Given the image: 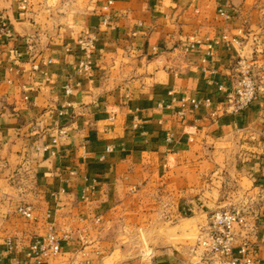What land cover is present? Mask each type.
Masks as SVG:
<instances>
[{"label": "crops", "instance_id": "0c3cea01", "mask_svg": "<svg viewBox=\"0 0 264 264\" xmlns=\"http://www.w3.org/2000/svg\"><path fill=\"white\" fill-rule=\"evenodd\" d=\"M240 57L258 95L233 113ZM221 208L264 264V0H0V264L51 231L44 264H230L200 246Z\"/></svg>", "mask_w": 264, "mask_h": 264}, {"label": "built area", "instance_id": "2783aa9c", "mask_svg": "<svg viewBox=\"0 0 264 264\" xmlns=\"http://www.w3.org/2000/svg\"><path fill=\"white\" fill-rule=\"evenodd\" d=\"M221 14L226 15V11H222ZM104 23H107V19L104 20ZM96 41L97 37L94 31L87 32L78 39V45L84 54L77 64V72L81 75H88L92 70V57ZM236 68L238 70L236 82L227 88L226 92L228 110L233 113L240 112L250 106L258 95V84L253 65L245 58L240 57L236 62ZM223 89L224 87L220 86V90ZM72 90L70 85L65 86L66 94H71ZM175 101L180 104L182 114L189 106L199 108L211 103L209 98L199 100L182 97ZM59 113L63 115L64 111L61 110ZM110 150L111 148H107L108 152ZM17 212L26 218L35 219L33 208L30 205H19ZM237 227L249 228L246 216L239 210L219 209L212 212L209 225L206 228H201L200 246L209 254L231 257L230 264H255V260L248 255L245 243L238 246L239 255L234 257L237 245ZM64 238L65 236H60L54 231L37 237L31 246L28 259L20 264H44L51 256L60 253Z\"/></svg>", "mask_w": 264, "mask_h": 264}, {"label": "rangeland", "instance_id": "374dc122", "mask_svg": "<svg viewBox=\"0 0 264 264\" xmlns=\"http://www.w3.org/2000/svg\"><path fill=\"white\" fill-rule=\"evenodd\" d=\"M221 209H225V208H221ZM228 209V208H227ZM230 210H233V209H230Z\"/></svg>", "mask_w": 264, "mask_h": 264}]
</instances>
